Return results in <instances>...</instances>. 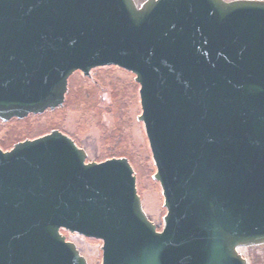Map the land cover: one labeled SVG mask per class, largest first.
Segmentation results:
<instances>
[{"label": "water", "instance_id": "1", "mask_svg": "<svg viewBox=\"0 0 264 264\" xmlns=\"http://www.w3.org/2000/svg\"><path fill=\"white\" fill-rule=\"evenodd\" d=\"M134 75L165 210L126 157L54 129L0 148V264H246L264 243V0H0V120L63 105L76 71Z\"/></svg>", "mask_w": 264, "mask_h": 264}, {"label": "rangeland", "instance_id": "2", "mask_svg": "<svg viewBox=\"0 0 264 264\" xmlns=\"http://www.w3.org/2000/svg\"><path fill=\"white\" fill-rule=\"evenodd\" d=\"M134 1L139 5L143 0ZM139 113L138 84L134 75L114 66L97 67L91 71V77L79 72L69 77L62 106L0 122V144L6 148L23 138L59 129L86 151L87 160L126 157L136 175L142 208L159 229L165 210L160 187L152 179L155 169L143 126L137 120ZM64 234L88 264H100L99 240ZM238 252L246 258L247 264H264V244L240 247Z\"/></svg>", "mask_w": 264, "mask_h": 264}, {"label": "flooded vegetation", "instance_id": "3", "mask_svg": "<svg viewBox=\"0 0 264 264\" xmlns=\"http://www.w3.org/2000/svg\"><path fill=\"white\" fill-rule=\"evenodd\" d=\"M95 69V68H94ZM93 70V69H92ZM91 70V71H92ZM76 72H79V71H76ZM76 72H74V73H76ZM73 73V74H74ZM80 73V72H79ZM58 108V107H57ZM56 109V108H55ZM54 110V109H53ZM46 111H49V109L48 110H46ZM46 111H44V112H46ZM43 112V113H44ZM32 114H30V115H28V116H31ZM27 116V117H28ZM25 118V117H24ZM12 119H16V118H11V119H9V120H7V121H10V120H12ZM0 122H5V121H1L0 120ZM54 130V129H53ZM57 130H59V129H57ZM51 131V130H50ZM50 131H48V132H50ZM61 131V130H60ZM48 132H46V133H48ZM61 132H63V131H61ZM46 133H43V134H46ZM63 133H65V132H63ZM43 134H40V135H37V136H34V137H27V138H23V139H21V140H18V141H16V142H14L11 146H9V147H6V148H4V147H2L1 146V144H0V148L2 149V150H4V151H6V150H9V149H11L12 148V146L15 144V143H17V142H20V141H23V140H25V139H32V138H35V137H38V136H41V135H43ZM65 134H67V133H65ZM68 135V134H67ZM68 136H70V135H68ZM71 137V136H70ZM74 141H75V139L73 138V137H71ZM76 142V141H75ZM77 144V143H76ZM78 145V144H77ZM79 146V145H78ZM161 227V226H160ZM160 229V228H159ZM264 244V243H263ZM263 244H259V245H252V246H260V245H263ZM244 247H250V246H244ZM243 256V255H242ZM244 257V256H243ZM245 258V257H244ZM245 260H246V258H245ZM246 264H247V260H246Z\"/></svg>", "mask_w": 264, "mask_h": 264}]
</instances>
